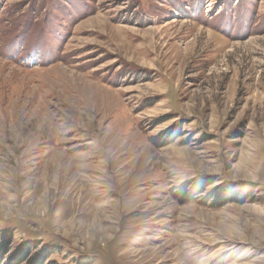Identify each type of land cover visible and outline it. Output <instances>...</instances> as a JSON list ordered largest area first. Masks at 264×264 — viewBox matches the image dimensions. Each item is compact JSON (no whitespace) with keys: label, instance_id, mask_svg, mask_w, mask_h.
I'll return each instance as SVG.
<instances>
[{"label":"rangeland","instance_id":"1","mask_svg":"<svg viewBox=\"0 0 264 264\" xmlns=\"http://www.w3.org/2000/svg\"><path fill=\"white\" fill-rule=\"evenodd\" d=\"M0 228L1 264H264V0H0Z\"/></svg>","mask_w":264,"mask_h":264},{"label":"trees","instance_id":"2","mask_svg":"<svg viewBox=\"0 0 264 264\" xmlns=\"http://www.w3.org/2000/svg\"><path fill=\"white\" fill-rule=\"evenodd\" d=\"M199 182V180L197 181ZM195 182V183H197ZM198 184V183H197ZM210 185V184H208ZM198 186H200L198 184ZM203 187H206V184L204 183ZM203 187L201 186V188L203 189ZM183 189V188H182ZM194 190L190 191V193H184V195L186 196H191ZM226 195L225 196H221L219 198V200H223L226 199ZM13 231L11 229H1L0 228V244H1V250L3 253L5 252H9V247L13 242ZM29 247L30 245L27 244H23L21 246V248L15 252L13 254V256L9 257L8 260L6 261V264H23L27 261V259L29 258L30 255V251H29ZM43 252L39 253L37 256H35L34 261H32V264H47V260L49 258L50 255H52L53 253L48 251V247L45 246L42 250ZM3 262L0 261V264Z\"/></svg>","mask_w":264,"mask_h":264}]
</instances>
